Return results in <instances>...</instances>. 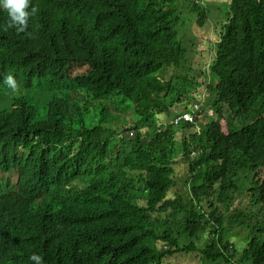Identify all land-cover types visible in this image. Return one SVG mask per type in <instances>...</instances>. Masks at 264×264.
I'll return each mask as SVG.
<instances>
[{
    "label": "trees",
    "instance_id": "obj_1",
    "mask_svg": "<svg viewBox=\"0 0 264 264\" xmlns=\"http://www.w3.org/2000/svg\"><path fill=\"white\" fill-rule=\"evenodd\" d=\"M188 1L203 26L197 0H30L20 32L0 9V264H264V0H227L210 86L180 37ZM207 85L213 113L172 125ZM89 96L130 101L136 124L88 125Z\"/></svg>",
    "mask_w": 264,
    "mask_h": 264
},
{
    "label": "rangeland",
    "instance_id": "obj_2",
    "mask_svg": "<svg viewBox=\"0 0 264 264\" xmlns=\"http://www.w3.org/2000/svg\"><path fill=\"white\" fill-rule=\"evenodd\" d=\"M202 3L205 7H207L209 12L208 20H206L203 26L199 25L197 18L195 16L192 17L191 11V4L190 2H185L177 7L178 16L181 19L179 23L180 29V37L182 43L184 44L185 48L188 50V58L191 60L192 67L198 70H204L209 75V82L208 85L210 86V79H212L211 74V66H213L217 56H216V44L220 38V29L226 23L227 20V8L225 4L227 0H197ZM212 7H219L220 9H212ZM212 9V10H209ZM192 20V21H190ZM190 21V22H189ZM182 71V70H180ZM180 71L176 70H169L165 73V77L167 79H171L176 75L181 74ZM213 81V79H212ZM211 81V83H212ZM208 85L206 89H204L203 93L205 100L203 103V109L209 112V115L213 113L209 104H208ZM90 100L95 104V106L86 114L87 116V124L90 126L95 125L98 123L99 125L103 124L105 126L111 127L112 129L116 130L120 137L126 136L124 135V130L130 127H134L136 124V114L134 110L127 109V105H131V102L128 101L127 103H123V98L116 105H110L109 99L106 97L101 99H96L93 96H89ZM207 98V99H206ZM123 103V104H122ZM225 115L229 116L231 114V110L228 105H223ZM210 110V111H209ZM170 114L168 112H164L159 117H157L156 122L160 123L161 121L165 124L169 123ZM200 131V129H198ZM133 133H129V136L132 137ZM182 177V176H181ZM187 180L186 177H182V182ZM183 187V184H181ZM185 197L190 198V194L186 188H183ZM186 189V190H185ZM136 199H144L141 193L137 192ZM140 202V201H139ZM143 203V202H141ZM239 203V204H238ZM236 203L237 207L235 210L237 213L233 211L230 215L231 217L227 221V225L225 226V237L229 242H231L239 251H242L251 236L249 237L250 231L245 227L241 226L238 221V215L240 210L245 209L243 202ZM251 211L250 207L246 208L245 212ZM251 234V233H250ZM190 241V240H189ZM198 247H204L206 244V239H196L194 241ZM181 243L186 245L188 244V239L182 238ZM196 254H190L189 261L195 260L198 256ZM179 259L176 264H179ZM200 262L197 260L196 264Z\"/></svg>",
    "mask_w": 264,
    "mask_h": 264
},
{
    "label": "clouds",
    "instance_id": "obj_3",
    "mask_svg": "<svg viewBox=\"0 0 264 264\" xmlns=\"http://www.w3.org/2000/svg\"><path fill=\"white\" fill-rule=\"evenodd\" d=\"M29 2L30 0H0V9L5 10L9 17V24H8L9 28L14 27L17 32H20V31H23L27 27L28 19L31 14L29 11H27L29 7ZM31 11L32 13H34L35 9L33 8ZM3 84L8 89H11L12 91H16L19 87L16 78L11 74L5 76L3 80ZM187 112L185 111L184 113H182L180 116L176 117L175 119L181 117L183 114ZM175 119L171 121L172 125H176L174 124ZM185 124H191V123H185ZM180 125H176V126H180ZM198 129H200V132L202 131L201 128H198ZM30 259L34 261L35 264H43V258L39 254L33 253Z\"/></svg>",
    "mask_w": 264,
    "mask_h": 264
},
{
    "label": "built area",
    "instance_id": "obj_4",
    "mask_svg": "<svg viewBox=\"0 0 264 264\" xmlns=\"http://www.w3.org/2000/svg\"><path fill=\"white\" fill-rule=\"evenodd\" d=\"M203 104L197 105L193 111L183 114L181 117L174 120V124L180 125L182 123L194 124L200 117L199 113L202 111Z\"/></svg>",
    "mask_w": 264,
    "mask_h": 264
},
{
    "label": "bare ground",
    "instance_id": "obj_5",
    "mask_svg": "<svg viewBox=\"0 0 264 264\" xmlns=\"http://www.w3.org/2000/svg\"><path fill=\"white\" fill-rule=\"evenodd\" d=\"M60 102V101H59ZM167 106V105H166ZM181 126V125H180ZM182 128V127H181ZM188 142V141H187ZM206 230H208V229H206ZM261 244V243H260Z\"/></svg>",
    "mask_w": 264,
    "mask_h": 264
}]
</instances>
